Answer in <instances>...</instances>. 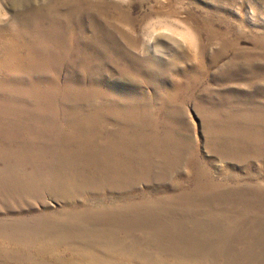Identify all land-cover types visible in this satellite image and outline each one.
<instances>
[{
    "label": "rangeland",
    "instance_id": "1",
    "mask_svg": "<svg viewBox=\"0 0 264 264\" xmlns=\"http://www.w3.org/2000/svg\"><path fill=\"white\" fill-rule=\"evenodd\" d=\"M91 1L71 4L66 37L61 26L23 23L35 8L15 14V30L0 27V237L45 238L31 246L39 264H124L66 239L75 223L58 213L89 210L91 199H115L121 210L175 203L213 222L238 260L264 263V153L252 157L262 145L251 142L264 140V0H168L201 35L196 61L167 45L141 54L140 26L157 0ZM78 35L91 74L73 60ZM138 225L109 234L153 241Z\"/></svg>",
    "mask_w": 264,
    "mask_h": 264
},
{
    "label": "bare ground",
    "instance_id": "2",
    "mask_svg": "<svg viewBox=\"0 0 264 264\" xmlns=\"http://www.w3.org/2000/svg\"><path fill=\"white\" fill-rule=\"evenodd\" d=\"M88 2L92 3L91 0H85V2H83V0H58V2L51 5L50 8L46 7L33 10L29 16L24 18L23 23H28V21H30L32 22L31 24L37 25L36 27L38 28H42V25L46 23L53 24V26L56 27L61 26L64 28L62 34L66 37V35L69 36L71 31L70 23H68L69 16L73 14L71 4L78 7L81 5H91L88 4ZM101 2L105 1L100 0V3ZM60 6H69V9L66 10L68 12L66 18H60L59 15H57L58 11H60ZM79 34L83 35L84 31L81 29ZM68 45L70 46L71 43L69 42ZM71 48L72 57L74 56L73 60L77 62L76 66L82 64V70L86 68L84 71H87L90 67L87 68L86 62H84L85 53L83 51L88 48V44L85 45L82 43L78 35L77 40L74 41ZM89 55L91 57L94 54L90 53ZM93 70V68H90L88 71L91 74ZM71 74L76 76L74 71L71 72ZM78 83L81 84L82 82L78 81ZM59 84L58 78L54 79L52 82L54 87L55 85L60 86ZM98 97L99 95H93L91 100L98 99ZM114 100L113 98V101ZM118 117L123 120L124 114ZM251 142H258L262 145L261 153L257 154L254 152L255 154L253 155L255 156L252 157H259L264 153V140H251ZM251 142L247 144H251ZM229 144H233V148L240 149L235 154V157L241 156L240 159H243V146L235 141H229L228 145ZM249 147L251 146H247V148ZM249 159L251 158L247 160ZM172 170L174 171V169ZM4 173H6V171H4ZM162 175L163 176H158L160 180L165 176L164 174ZM174 188L175 187L172 186L171 190H174ZM81 204L85 205L84 203H80V206ZM90 204L92 208L89 210H81L78 208L76 210H63V212L61 211L58 213L59 216H64L75 223V225L72 226L74 234L66 239L72 238L74 242L85 246L93 245L96 247L94 249L95 251L103 252L104 254L113 253L116 256L115 262H122L124 264H252L247 259H241L243 261L238 260L240 259L239 256L236 255V252L233 251L231 247L233 246L231 245L232 241L218 240L220 235H223V232L217 231L218 229L216 230L213 222H211V225L205 224L204 219L194 217L192 213L185 212L183 209L180 210L179 207H176L175 203L169 207H159L154 203H147L148 205L132 203L126 206L127 209L123 210H121V208H123L124 205L115 199H112L108 203L103 199H91ZM12 207L14 211L17 210L14 205H12ZM114 215L121 216L116 220ZM133 220H140L142 222V226L138 225L141 229H152L151 231L155 233L153 241H149L148 239L140 240L139 237H135V239H132L129 243L117 238L114 234H109L111 228L114 230L126 228L122 226V224L126 221ZM101 225L106 227L107 234H103L98 230V227ZM85 229L94 231L96 234L100 232V234L90 236L89 233H80V231H85ZM0 234H3L1 229ZM5 234L6 232L3 235ZM43 239L45 238L41 236L30 237L29 235L12 232L9 234L8 240L0 237V249H2L1 246L3 248H9L7 255H1L3 252L0 250V264H39L34 260L36 257H39V253L31 246L34 247L36 244L41 245ZM262 239H264V237ZM56 242L62 243L64 241L61 239V241L57 240ZM150 246H152L154 250H152Z\"/></svg>",
    "mask_w": 264,
    "mask_h": 264
},
{
    "label": "clouds",
    "instance_id": "3",
    "mask_svg": "<svg viewBox=\"0 0 264 264\" xmlns=\"http://www.w3.org/2000/svg\"><path fill=\"white\" fill-rule=\"evenodd\" d=\"M118 4L127 5L130 0H116ZM50 0H0V27L16 29V13L29 9L46 8ZM168 0H157L159 10L149 15L140 26L139 38L143 42L141 54L151 48L153 54L161 55L167 51L165 45L178 52L186 51L194 61L199 59L201 35L196 27L185 16L184 8L177 4L167 7ZM163 42V43H161Z\"/></svg>",
    "mask_w": 264,
    "mask_h": 264
}]
</instances>
